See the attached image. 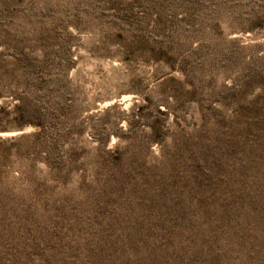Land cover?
Instances as JSON below:
<instances>
[{
  "label": "rangeland",
  "instance_id": "obj_1",
  "mask_svg": "<svg viewBox=\"0 0 264 264\" xmlns=\"http://www.w3.org/2000/svg\"><path fill=\"white\" fill-rule=\"evenodd\" d=\"M0 264H264V0H0Z\"/></svg>",
  "mask_w": 264,
  "mask_h": 264
},
{
  "label": "trees",
  "instance_id": "obj_2",
  "mask_svg": "<svg viewBox=\"0 0 264 264\" xmlns=\"http://www.w3.org/2000/svg\"><path fill=\"white\" fill-rule=\"evenodd\" d=\"M71 110H72V105H67L66 101H65V97H61V106H60V110L59 111H60V113L62 115H64L63 118H65V119L69 118L70 114H68V113ZM35 125L39 126V125H41V123L37 122ZM38 134H40V133H38Z\"/></svg>",
  "mask_w": 264,
  "mask_h": 264
}]
</instances>
